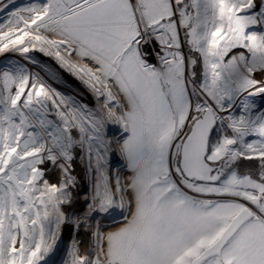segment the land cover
I'll return each mask as SVG.
<instances>
[{
  "label": "snow or ice",
  "instance_id": "6c2138e0",
  "mask_svg": "<svg viewBox=\"0 0 264 264\" xmlns=\"http://www.w3.org/2000/svg\"><path fill=\"white\" fill-rule=\"evenodd\" d=\"M0 13V264H264V0Z\"/></svg>",
  "mask_w": 264,
  "mask_h": 264
},
{
  "label": "bare ground",
  "instance_id": "6f19581e",
  "mask_svg": "<svg viewBox=\"0 0 264 264\" xmlns=\"http://www.w3.org/2000/svg\"><path fill=\"white\" fill-rule=\"evenodd\" d=\"M35 55H37L41 60L46 61L47 63H50L55 67V62L50 60V58L44 57L43 54L41 53H36ZM62 75L72 84L73 87L80 88L82 90L83 98L85 101H88L91 99L90 94L87 93L86 89H83V86L80 85L78 81H76L73 77H71L67 73L62 72Z\"/></svg>",
  "mask_w": 264,
  "mask_h": 264
},
{
  "label": "rangeland",
  "instance_id": "374dc122",
  "mask_svg": "<svg viewBox=\"0 0 264 264\" xmlns=\"http://www.w3.org/2000/svg\"><path fill=\"white\" fill-rule=\"evenodd\" d=\"M5 2H6V0H5ZM25 2H27V0H17V3L19 4V3H25ZM3 18V13H0V19H2ZM68 243H70V240L68 241Z\"/></svg>",
  "mask_w": 264,
  "mask_h": 264
}]
</instances>
